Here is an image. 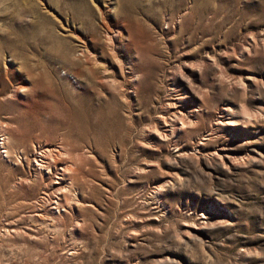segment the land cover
<instances>
[{"label":"rangeland","instance_id":"374dc122","mask_svg":"<svg viewBox=\"0 0 264 264\" xmlns=\"http://www.w3.org/2000/svg\"><path fill=\"white\" fill-rule=\"evenodd\" d=\"M0 264H264V0H0Z\"/></svg>","mask_w":264,"mask_h":264},{"label":"bare ground","instance_id":"6f19581e","mask_svg":"<svg viewBox=\"0 0 264 264\" xmlns=\"http://www.w3.org/2000/svg\"><path fill=\"white\" fill-rule=\"evenodd\" d=\"M177 116H179V115H177ZM181 121V120H180ZM220 122V121H219ZM167 123V122H166ZM182 124H183V122H182ZM184 127V126H183ZM37 150H39V152H37ZM4 152H6V153H8L9 151H4ZM52 152H54V149H51L50 147H47V146H44V145H40V147L38 148V149H36L35 150V153L33 154V156H34V163L37 165V167L39 168H37L38 170H40V169H46V168H49V167H51L50 165L51 164H48L47 162H49V161H47L48 160V158L47 157H50V154H51V156L53 155V153ZM9 154V153H8ZM218 154V153H217ZM47 159V160H46ZM53 161V160H52ZM64 172V171H63ZM65 173V172H64ZM60 179V178H59ZM62 181H60V182H56V183H53V187H55V188H58V189H60V188H62ZM61 190V189H60ZM66 191V190H65ZM68 192V191H67ZM58 202V201H57ZM57 204V203H56Z\"/></svg>","mask_w":264,"mask_h":264}]
</instances>
